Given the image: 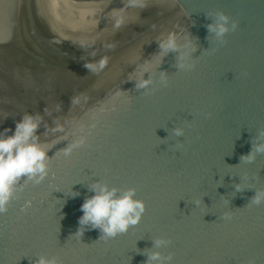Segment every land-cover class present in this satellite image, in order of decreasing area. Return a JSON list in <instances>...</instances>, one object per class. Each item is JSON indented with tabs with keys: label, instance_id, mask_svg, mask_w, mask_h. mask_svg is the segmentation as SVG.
<instances>
[{
	"label": "water",
	"instance_id": "1",
	"mask_svg": "<svg viewBox=\"0 0 264 264\" xmlns=\"http://www.w3.org/2000/svg\"><path fill=\"white\" fill-rule=\"evenodd\" d=\"M25 114L49 169L14 185L0 264H264V0H0V132ZM94 183L135 189L137 224L80 225Z\"/></svg>",
	"mask_w": 264,
	"mask_h": 264
},
{
	"label": "clouds",
	"instance_id": "2",
	"mask_svg": "<svg viewBox=\"0 0 264 264\" xmlns=\"http://www.w3.org/2000/svg\"><path fill=\"white\" fill-rule=\"evenodd\" d=\"M228 19L222 13L218 14L217 22L208 26L209 31L215 32L218 37L223 36L229 31ZM231 27L235 30L236 23L233 22ZM160 47L167 51L174 49L176 45L174 40L169 39ZM106 64L107 57H104L95 64L88 63L85 66L90 71L97 72L102 70ZM150 83L151 80L139 79L136 87L146 88ZM40 119L39 115L25 114L15 123L11 135L6 134L9 129L0 132V214L7 211L15 191L14 185L21 176L39 183L48 173L47 148L38 142L36 135ZM84 143L83 137L74 140L63 150L64 156H69L73 149ZM255 151H264V145L256 146ZM244 159L251 160L252 156L249 155ZM90 187L93 195L85 199L81 205L80 225H90L93 229H99L102 233L101 237L107 239L124 233L130 226L137 224L144 212V204L141 200L134 199L135 189L129 188L121 192L116 187L109 188L102 183H94ZM262 197H264V193L257 194L252 203L259 204ZM77 234L81 235V232L78 231ZM166 243L167 241L162 239L155 241L156 247ZM168 259L170 257L161 258L158 252L152 253L149 257L150 261H160V264ZM35 264H58V261L56 258L48 259L40 256Z\"/></svg>",
	"mask_w": 264,
	"mask_h": 264
}]
</instances>
